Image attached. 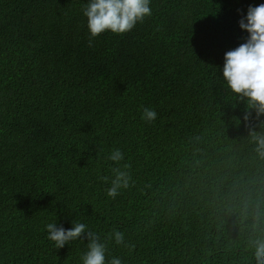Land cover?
I'll return each mask as SVG.
<instances>
[{"label": "trees", "instance_id": "trees-1", "mask_svg": "<svg viewBox=\"0 0 264 264\" xmlns=\"http://www.w3.org/2000/svg\"><path fill=\"white\" fill-rule=\"evenodd\" d=\"M86 3L0 0V264H81L87 233L57 249L45 229L73 221L105 264H258L264 117L223 64L246 41L241 11L264 0H151L143 22L94 47ZM117 171L128 185L110 198Z\"/></svg>", "mask_w": 264, "mask_h": 264}, {"label": "clouds", "instance_id": "clouds-1", "mask_svg": "<svg viewBox=\"0 0 264 264\" xmlns=\"http://www.w3.org/2000/svg\"><path fill=\"white\" fill-rule=\"evenodd\" d=\"M87 18L90 34L88 46L94 47V38L105 32L123 35L132 31L138 22L152 14L151 0H87L82 9ZM239 26L248 33L246 41L224 54L223 76L228 86L241 100H245L249 109L255 110V119L264 117V3L249 5L246 13L241 11ZM157 111L153 108H144L142 119L155 121ZM251 111H248L244 120L251 123ZM257 141V151L264 155V135L253 133ZM113 161L124 158L123 152L116 148L109 157ZM104 179H107L106 177ZM128 185V177L124 172L117 171L112 186L106 190L110 198L119 194V189ZM71 228L57 226L55 222L45 225L47 238L54 243L55 248H63L66 244L81 240L87 233L89 241L87 251L80 256L81 264H105L106 247L100 243L97 234L89 230V225L81 221H73ZM114 239L117 244L124 242L123 233L116 231ZM255 259L258 264H264V238L255 241ZM111 264H122L118 257H113Z\"/></svg>", "mask_w": 264, "mask_h": 264}]
</instances>
